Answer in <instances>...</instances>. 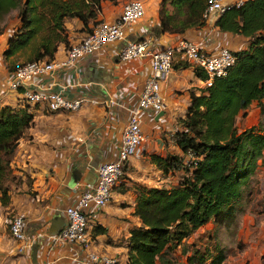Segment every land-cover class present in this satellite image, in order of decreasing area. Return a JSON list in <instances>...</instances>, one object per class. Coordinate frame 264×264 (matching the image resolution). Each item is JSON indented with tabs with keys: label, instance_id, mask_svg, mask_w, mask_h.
I'll return each mask as SVG.
<instances>
[{
	"label": "trees",
	"instance_id": "obj_1",
	"mask_svg": "<svg viewBox=\"0 0 264 264\" xmlns=\"http://www.w3.org/2000/svg\"><path fill=\"white\" fill-rule=\"evenodd\" d=\"M100 3L101 0H0V32L4 16L12 9L19 7L21 21V27L7 39L4 55L9 57L30 48L28 60L53 57L59 43L70 44L64 19L77 17L90 30L88 22L96 19ZM206 3L207 0H160L159 29L182 34L188 28L202 26ZM215 24L222 31L243 35L248 45L234 51L236 61L225 75L200 88L199 93H191L186 114L178 119L181 128L175 132V142L184 154L191 151L194 159L186 166L178 153L152 155L163 172L184 166L187 175L168 188L136 187L133 213L141 224L130 229L128 264L165 261V253L194 229L220 217L241 196L262 155L264 132L260 125L238 131L235 121L257 100L264 125V0H247L227 9ZM188 64L177 63L174 67ZM193 70L198 78L207 77L203 69L196 66ZM33 120L27 106L0 107L2 202L9 199L4 182L11 172V158Z\"/></svg>",
	"mask_w": 264,
	"mask_h": 264
},
{
	"label": "crops",
	"instance_id": "obj_2",
	"mask_svg": "<svg viewBox=\"0 0 264 264\" xmlns=\"http://www.w3.org/2000/svg\"><path fill=\"white\" fill-rule=\"evenodd\" d=\"M126 1L107 0L104 4L102 3L96 18L116 16ZM145 2L146 15L140 22L132 26L130 36L135 35V32L136 34L152 33L158 44H167L168 39L176 34L162 32L159 29L160 0L153 5L152 13L148 12L150 9L148 1L145 0ZM215 20L216 18H213L200 27L188 28L182 34L193 40H201L209 50H215L224 45L233 51L247 47L248 39L246 37L220 30L216 26ZM65 22L71 43L79 40L87 32L81 29L83 23L77 17L66 18ZM68 23L71 27L68 26ZM204 31L209 33L206 40H202ZM6 46L7 39L0 45L1 50L3 51ZM64 46V43H60L58 50L61 51ZM114 46L107 45L95 55L79 61L80 76L85 82L90 83L95 102L99 100L103 103L96 107L87 104L90 107L86 109L87 111L83 110V113L86 112L88 116L100 119L99 122L88 124L89 126L86 123L81 125L78 122H71L69 127L65 128L66 133L54 132L53 134L46 127L41 126V129L35 120L26 130V135H28L19 139L11 158L10 165L13 168L12 173L18 177V188L10 189V205L24 217L30 241L24 250L29 254L33 264H75L71 259L72 262L65 257V254L70 252L68 242H54L53 236L66 222L63 207L73 203L80 191L96 180V167L102 161L114 159L116 156L122 126L127 120V114L119 107L109 109L105 100L109 97L118 100L127 99L139 90L143 80L150 73L147 59L121 60L116 55ZM4 65L1 64L2 67H0L3 70L5 69ZM174 65L161 85L164 98L163 117L164 115L168 116L169 112L182 111L181 109L172 111L175 104L180 101V96L184 99L186 112L190 104L189 89L199 93L200 87H202L192 65L179 68ZM8 72L9 70L1 72L0 81L5 79ZM180 89L183 92L177 95L175 91ZM1 94L2 92L0 93V107L7 103L1 99L2 95L9 96L11 105L22 107L21 99L14 92L10 93L7 90L5 94ZM253 105L258 108L256 116L260 118L258 101H252L250 106ZM248 108L238 114L240 118L249 119ZM27 109L29 112L35 113V118L47 112L33 106H27ZM185 112L180 116H184ZM163 117L160 116L156 121L149 117H145L143 120L146 138L142 146L145 149H150L153 152L161 151L156 145L160 142V138L157 137V130L153 125L160 124V121L165 120L162 119ZM169 120L162 125L168 127ZM41 131L48 132L51 137H40L38 133ZM155 136L156 138L153 139ZM180 151L176 145L175 152L179 153ZM120 183L121 181L115 185L108 203L100 208L90 206L88 209V232L91 239V250L103 255L114 256L123 264H128L130 229L140 225L141 221L133 213L134 196H131L128 187L120 185ZM51 260L53 262H50Z\"/></svg>",
	"mask_w": 264,
	"mask_h": 264
},
{
	"label": "built area",
	"instance_id": "obj_3",
	"mask_svg": "<svg viewBox=\"0 0 264 264\" xmlns=\"http://www.w3.org/2000/svg\"><path fill=\"white\" fill-rule=\"evenodd\" d=\"M245 1L247 0H207L202 17L206 23ZM146 11L145 0H127L116 16L96 18L90 30L79 40L65 45L61 51L57 49L53 57L27 60L9 70L3 84L6 91L17 94L23 103L22 107L33 106L48 112L75 111L92 93L90 83L80 76L79 61L83 58L95 55L107 45H115L116 55L121 60H148L150 73L137 92L127 99L109 97L105 100L109 109L119 107L127 114L115 158L102 161L96 167V180L81 190L73 203L63 207L66 222L53 236V241L68 242L70 252L65 257L75 264H123L114 256L91 250L88 209L90 206L103 207L110 201L128 161L143 145L145 117L156 121L163 115L161 85L172 70L174 62H189L193 67L203 69L207 77L199 80L202 83L200 88H205L216 77L225 75L236 61V55L229 47L224 45L209 50L201 40H193L183 34L171 33L176 35H170L168 43L163 45L157 43L152 33L135 32V35L130 36L132 26L145 17ZM208 35L209 33L202 32V40L208 39ZM187 153L193 155L191 151ZM9 232L20 243L21 250L29 245L21 213L12 215Z\"/></svg>",
	"mask_w": 264,
	"mask_h": 264
},
{
	"label": "rangeland",
	"instance_id": "obj_4",
	"mask_svg": "<svg viewBox=\"0 0 264 264\" xmlns=\"http://www.w3.org/2000/svg\"><path fill=\"white\" fill-rule=\"evenodd\" d=\"M106 1L107 0H101V6L102 3L104 4ZM108 1L116 2L114 0ZM147 1L150 7L148 12L152 13V9L154 8L153 5L159 0ZM168 8L169 10H173V7L169 4ZM19 12L20 9L17 7L4 16L2 21L3 29L0 32V45L21 27ZM64 21H66V18ZM90 21L92 22L90 23ZM93 22L95 21L89 20L88 26H91ZM65 26L67 31L66 22ZM68 26L71 27L69 23ZM81 29L88 31L84 26H82ZM5 32L6 34H4ZM7 36L8 38H6ZM68 40L69 43H71L69 38ZM31 53L32 51L29 48L6 57L4 55V50L2 51L0 47V67H2L1 64H5L4 70H10V67L13 68L21 62L27 61ZM176 63L179 62H174V64ZM180 63H184V61ZM188 66H191V64H188ZM0 69L1 74L4 70L2 68ZM4 82L5 79L0 81V93L2 92V94L7 92L4 87H1ZM175 92L179 95L183 91L180 89ZM189 92V95H191L192 92L195 93L197 91L189 89ZM10 93H13V91H10ZM2 96L1 99L7 102L3 105H11V100L8 98L9 96ZM177 103L178 105H176ZM177 103L172 108L174 109L172 111L174 112L177 111V109H181V112H169L168 116L164 115V117L162 115V119L165 120L160 121V124L157 126L153 125L157 130V137L160 138V142L156 145L161 151L153 152L150 149H145L144 146L140 147V152L138 151V153L130 158L119 180L121 181L120 185L130 189L131 196L135 198L134 203L136 202L138 194L136 187L139 185L168 188L178 184L182 178L187 175L186 171L183 169L184 166L169 170L168 172H163V170L157 166L156 160L152 157L154 154L165 157L167 154L176 153L175 146L177 144L175 142V132L177 129L181 128L178 119L182 117L180 115L185 112V102L181 96L180 101ZM87 104H90V106L92 105L91 107H96L103 103L99 102V100L95 102L93 93H90L89 99L83 102L78 110L63 112L47 111L36 118L34 116L35 113L32 112L31 114L34 118L33 121L36 120L35 123L39 125L41 129V126H43L50 129L49 132L53 134L54 132L62 134L66 133L65 128L69 127L71 122H78L81 125L82 123L88 125L99 122L100 119L88 116L86 112L83 113V110L89 109L90 107ZM12 106L15 107L14 105ZM257 109L255 105L249 106V119L247 120L237 115L235 123L238 131L253 125H260L259 128L264 132V125L262 123L263 115H261L260 118L257 117L256 112L258 113L259 111ZM168 120V127L162 125V123H165V121L168 122ZM38 134L40 137H51V135L45 131H41ZM27 135L25 132L23 137ZM155 138L156 136L153 137V139ZM178 148L180 149L179 146ZM178 154L184 157L183 162L186 166L194 158L191 153L184 154L180 151ZM256 166L255 172L250 175L249 181L244 185L241 196L229 205L220 217L210 219L207 223L194 229L193 232L185 237L175 248L165 253V261H158L157 264H264V147L262 149V155L257 159ZM12 170L13 168L11 166V172L4 182L9 192V199H7L6 202H2L1 198L3 195H1L0 192V264H33L29 254L24 249H20V243L15 241L9 232V222L12 215L19 213L10 205V189L18 188V177L12 173Z\"/></svg>",
	"mask_w": 264,
	"mask_h": 264
}]
</instances>
